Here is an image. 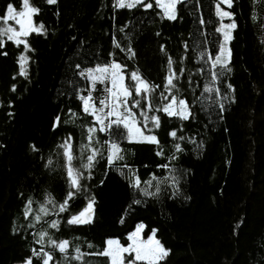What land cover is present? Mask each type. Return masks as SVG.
Segmentation results:
<instances>
[{
	"label": "trees",
	"instance_id": "trees-1",
	"mask_svg": "<svg viewBox=\"0 0 264 264\" xmlns=\"http://www.w3.org/2000/svg\"><path fill=\"white\" fill-rule=\"evenodd\" d=\"M151 2L153 9L138 7L129 11L114 9L113 0H58L55 5L46 0H29L30 5L40 9L33 17L34 24L43 23L46 33L28 37L30 51L4 37L5 47L0 48V264L23 263L32 248L39 249L36 240L43 230L54 234L53 238L73 240L85 251H90L87 242H92L94 251L102 248L108 238H118L127 245V234L141 222L146 225L144 238L156 229L157 238L170 249L161 264H264L262 0H235L234 8L228 9L235 11L239 27L230 45L232 72L222 78L221 90L235 102L225 100L226 110L221 114L218 105L209 107L210 102L201 97L205 107L202 110L199 104L192 105L196 117L193 121L170 120L159 113L161 129L155 131L165 156L173 151L174 141L168 136L172 129L187 138L175 141L184 148L179 159L172 161L181 175L177 195L173 196L169 189L159 200L149 197L146 203L132 205L126 211L134 193L119 167L129 164L143 181L151 173L163 175L156 165L166 161L156 155L155 145L123 141L125 159L113 168L107 166L106 158L98 160L92 179L83 181L88 191L70 201V213L74 214L95 197L92 224L71 228L62 225L59 233L44 222L27 227L34 222L46 193L63 202L70 190L66 171L61 168L63 150L59 145L71 133L74 155L80 156V145L86 143L79 125L90 123L91 118L82 113L74 89L88 85L76 75L77 63L84 67L108 62V53L114 51L115 58L128 65L127 72L138 70L161 86L154 93V105L160 103L169 55L175 69L185 68L179 86L190 104L195 98L193 91L198 96L210 79L207 74H197L201 66L198 53L207 48L214 56L219 48L222 37L215 32L219 26L216 0H188L178 5L176 21L165 19L155 0ZM7 3H13L17 10L23 5L22 0H0V10ZM201 15L203 26L199 23ZM125 24L124 32H120ZM113 35L121 46L128 45L125 36H131L135 58L128 60L125 53L114 48ZM4 51L7 56L2 54ZM21 55L29 57L27 77L20 75ZM182 57L185 59L181 62ZM189 73L193 74L192 87L188 85ZM229 83L234 92L228 90ZM97 87L94 95L98 96L103 86ZM69 108L75 116L68 112ZM57 116L61 121L54 127ZM66 120H75V124L64 123ZM99 135L101 140L106 138ZM32 145L40 151H33ZM87 154L84 153L85 162ZM49 158L54 164L46 168ZM74 163L79 167V160ZM30 197L33 211L26 220L23 212ZM60 259V254L55 253L51 264ZM87 259L105 264V258ZM34 264H39L35 258Z\"/></svg>",
	"mask_w": 264,
	"mask_h": 264
},
{
	"label": "snow or ice",
	"instance_id": "snow-or-ice-1",
	"mask_svg": "<svg viewBox=\"0 0 264 264\" xmlns=\"http://www.w3.org/2000/svg\"><path fill=\"white\" fill-rule=\"evenodd\" d=\"M22 2L23 10L21 11H17L13 3H7L6 8L0 10L3 13L0 15V20L5 25L0 27V48L5 47L4 37H6L17 47L23 45L25 51H30L28 37L32 33H46L43 23L38 26L34 24L33 17L40 13V9L30 5L29 0H22ZM46 2L49 5H55L58 0H46ZM187 2L188 0H155V6L161 10L165 19L176 21L178 5ZM198 2L199 0H197ZM253 2L255 3V0ZM234 3L235 0H216L215 2V16L219 20V26L215 28V32L219 33L222 39L214 56L212 51L207 48L198 53L201 66L197 69V74L201 76L207 74L210 79L203 84V91L198 96L193 91L195 98L191 104L183 96L179 86V81L185 74V68L175 69L174 61L170 55L167 58V72L164 76L163 90L159 93L160 103L158 105L153 104V96L161 86L150 82L138 70L127 72L128 65L117 60L114 51L108 53L110 58L108 62H97L95 66L84 67L80 63L75 65L76 75L88 85V87L74 89L76 99L81 104L82 113L86 118H91L90 123L79 125L84 130L86 143L80 145V156L74 155L71 133L59 145L63 150L60 154L63 160L61 168L66 171L70 190L67 191L63 202H58L51 193H46L44 202L40 204L37 214L33 217L34 222L30 221L27 227L32 228L36 223L44 222L47 223L49 229L59 233L62 225L71 228L72 226L92 224L95 213V197L92 196L88 199L86 206L74 214L70 213V201L88 191V187L83 181L92 179V169L95 168L98 160L106 158L107 166L113 168L116 167L117 162L125 159V149L121 146L123 141H127L129 144L155 145L156 155L165 158L166 161L156 165L157 169L164 173L163 175L158 176L156 173H151L149 178L143 181L137 174L138 170L133 169L129 164L125 163L119 167L120 174L128 181V187L134 193V198L126 211L132 209V205L146 203L149 197L159 200L161 195L169 189L173 196L178 194L181 175L178 174L179 170L172 165V161L179 159V154L184 151V148L181 143L175 141H185L187 138L184 135L178 136L177 130L172 129L168 136L174 141L173 151L170 155L165 156L164 146L155 131L161 129L159 113L170 120L175 118L180 122L193 121L196 117L192 105L199 104L202 110L205 107L201 97L210 102L209 107L213 103L218 105L221 114L226 110L225 100H228L229 103L235 102L221 90L222 78L232 72L230 45L235 39L234 32L239 27L235 11L227 10L233 9ZM113 7L129 11L141 7L147 11L153 9V3L151 0H113ZM225 19L230 22L225 23ZM252 19L255 20L254 15ZM10 21L18 25V29L9 24ZM199 23L201 26L205 24L202 15ZM126 27L127 24L121 26L119 31L124 32ZM156 34L160 35L159 32ZM125 39L129 40L128 45L121 46V43L113 35L112 44L115 49L125 53L128 60H131L135 58L136 52L131 46V36L126 35ZM260 43L264 45V39ZM187 47V43H185L186 51ZM161 51H164V45H161ZM2 54L8 55L7 51ZM28 59L29 57L25 55L19 57L20 75L25 77L28 75L26 68ZM184 59L185 57H182L181 62ZM187 80L189 87H192L194 84L193 74L189 73ZM98 85L103 87L97 96L94 93L98 91ZM227 88L229 91H235L230 83L227 84ZM15 90L14 84L12 91ZM68 112L75 116L71 108L68 109ZM60 121L61 117L57 116L54 127L59 126ZM64 123L75 124V120H66ZM180 130L183 131V123H181ZM99 134H103L106 138L101 140ZM192 142L195 143V141ZM31 147L35 152L40 151L35 145ZM85 152L88 153L86 162L84 160ZM77 160L80 161L79 167L74 163ZM53 164L54 161L49 158L45 167ZM135 196L139 198H135ZM33 203L31 197L26 201L23 212L26 220L32 214ZM65 213L69 214L64 216ZM50 216H55L56 219L47 220L46 218ZM120 223L123 224L124 220L121 219ZM145 228L144 223H138L135 230L127 234L128 243L126 246L118 238H108L104 241L102 248H97L94 251H91L95 247L92 242H87V249L90 251H85L79 243H74L69 239L53 238L54 234L43 230L38 233L39 238L36 240V243L40 245L39 249L32 248L31 255L24 260L23 264H34V258L39 264H51L55 259V253H59L61 256L56 264H94L93 260L87 259L88 257L105 258V264H161V261L169 256L170 249H167L157 238L156 229H151V235L144 239Z\"/></svg>",
	"mask_w": 264,
	"mask_h": 264
},
{
	"label": "rangeland",
	"instance_id": "rangeland-1",
	"mask_svg": "<svg viewBox=\"0 0 264 264\" xmlns=\"http://www.w3.org/2000/svg\"><path fill=\"white\" fill-rule=\"evenodd\" d=\"M21 10H23V5H22V7L20 8V9H18L17 11H21ZM228 10V9H227ZM225 23H229L230 21H228L227 19H225V21H224ZM9 24H11L12 26H14V27H16L17 29H18V25H15V23L13 22V21H10L9 22ZM5 25L3 24V21L1 20V24H0V27H4ZM135 230V229H134ZM133 230V231H134ZM151 235V234H150ZM144 239H147V237L146 238H144ZM126 246V245H125ZM17 264H23V263H17Z\"/></svg>",
	"mask_w": 264,
	"mask_h": 264
}]
</instances>
